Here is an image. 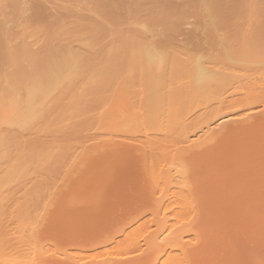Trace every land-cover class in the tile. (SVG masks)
<instances>
[{"label":"bare ground","instance_id":"6f19581e","mask_svg":"<svg viewBox=\"0 0 264 264\" xmlns=\"http://www.w3.org/2000/svg\"><path fill=\"white\" fill-rule=\"evenodd\" d=\"M0 264H264V0H0Z\"/></svg>","mask_w":264,"mask_h":264}]
</instances>
